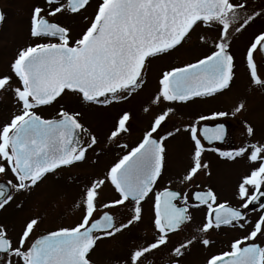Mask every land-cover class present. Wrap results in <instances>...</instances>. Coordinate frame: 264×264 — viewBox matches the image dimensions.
<instances>
[{
    "label": "snow or ice",
    "instance_id": "obj_1",
    "mask_svg": "<svg viewBox=\"0 0 264 264\" xmlns=\"http://www.w3.org/2000/svg\"><path fill=\"white\" fill-rule=\"evenodd\" d=\"M90 2L42 0L34 5L29 17V43L19 48L8 72L0 74V92L10 93L17 107L0 125V174L10 171L13 177L0 181V209L13 200V190L30 191L46 174L85 161L88 151L98 142L96 135L80 122L79 112L60 107L55 116L45 118L38 114V108L53 104L66 93L90 105L110 106L126 100L145 83L149 59L182 45L201 24L217 31L213 50L192 63L164 71L151 104L170 105L216 94L227 89L234 78L235 57L230 43L233 34L264 15V10L248 9L247 0H96L93 13L83 16V26L73 36L72 28L56 18L81 16ZM4 18L0 12V23ZM199 40L207 43L203 35ZM257 54L264 57V31L255 35L243 53L250 84L264 88ZM243 108L241 102L234 111ZM173 111L165 106L135 146L116 159L102 176L83 185L76 203L81 215L74 225L32 239L39 218H30L15 241L6 226L0 225V264H93L90 256L98 241L113 238L143 219V202L149 200L165 166V142L181 132L175 128L160 134ZM130 118L129 111H122L106 138L118 140L129 130ZM246 130L249 136L254 135L250 125ZM184 131L189 133L194 148L190 164L179 179L181 184L190 183L201 170L209 168L202 161L206 149L200 137L209 142L223 140L224 125L198 128L196 123H190ZM122 148L128 149V145ZM219 155L233 160L246 157L258 165L238 182L235 195L241 205L217 202L211 187L193 194L195 204L179 190L165 187L156 191L151 204L152 239L129 249L117 264H152L148 255L166 246L169 235L192 219L189 209L200 206L207 209L204 222L190 239L170 249L175 257L171 264H180L193 242L209 246L206 234L210 230L221 226L244 229L250 223L251 230L246 235L234 239L229 250L207 257L204 264H264V247L254 242L258 234L264 235V215L250 222L241 211L264 197V143L253 142L233 151H220ZM105 185L111 186L116 197L100 202ZM260 208L264 210V203ZM112 209L124 210L123 217L117 220Z\"/></svg>",
    "mask_w": 264,
    "mask_h": 264
},
{
    "label": "rangeland",
    "instance_id": "obj_2",
    "mask_svg": "<svg viewBox=\"0 0 264 264\" xmlns=\"http://www.w3.org/2000/svg\"><path fill=\"white\" fill-rule=\"evenodd\" d=\"M39 3H42V0H0L4 12L8 15V20L0 33V74L8 72L9 64L14 59L19 48L29 43L30 12L32 7ZM95 5L96 0H91L90 5L83 10L81 16H59L56 19L69 25L74 36L83 26V16H90L94 11ZM247 7L248 9L262 11L264 10V0H247ZM261 31H264V15L257 17L239 34H233L230 43L235 57V76L231 87L215 98L217 106L220 107V104H223V108H229L234 103L240 104L243 102L244 108L242 112L239 111L238 115H234V118L231 119L235 123V127L240 130H235L232 133L235 143L240 146L244 139H238V137L244 132L238 121L239 119L248 118L257 126L262 125L264 127V88L250 84L245 61L243 60V53L246 47L254 39L255 35ZM200 35L207 38L206 44L200 42ZM216 37L217 31L215 27L208 28L202 24L198 25L189 39L183 42L182 45L150 60L146 72L148 81L143 84L138 94L133 96L128 102H124L127 103L124 106L121 103L111 104L110 106L90 105L77 96L66 93L57 98V101L53 104L38 108V114L45 118L55 116L60 107H64L70 112H79L80 121L84 126L86 125V128L92 134L96 135L98 142L88 151L85 161L46 175L30 191L19 193L12 191L13 200L0 210V225L6 226L9 237L15 241L25 222L30 218H39V223L32 234V239L46 231H54L62 226L74 225L81 215V209L76 207V203L83 185L91 179L102 176L107 168L111 166L119 153V149H116V142L122 141L125 144L135 141L138 138L137 134L148 126L150 116L157 112V109L163 108L162 104H151L159 87V80H156V78H160L164 71L170 70L172 67L194 61L203 56V54L213 49V41ZM255 58L258 70L264 74V63L261 55L257 54ZM204 105L207 106V104ZM145 107H149V111L145 112ZM212 107L214 105L207 106L205 108L207 110L203 111L212 113L213 110H209ZM16 111L17 107L12 95L8 92H0V125L7 122ZM122 111H129L135 117H132L128 122L129 130L127 132L123 133L115 142L109 141L106 138L107 134ZM143 113H148L147 119ZM87 139L88 137H83V140ZM190 153V146L188 144H180L179 137L170 139L168 149L169 163L166 166L165 173H170L171 177L174 176L171 180V186L189 189L190 186L196 183H202V185L213 184L218 201H237L238 198L235 193L238 182L252 167L258 166L253 163L245 164L243 159L229 163L223 158L217 159L208 154L207 158L203 159V162H207L209 168L203 170V172L201 171L200 175L197 178L195 176L190 183L181 184L179 182L180 174L190 164ZM209 172L210 174H208ZM1 179L4 181L13 179L11 172L9 171L7 175L0 174ZM115 197L116 194L111 186L105 185L100 194V202H107ZM143 209V219L140 222L130 226L126 231L113 238H104L97 242L90 256L93 264H117L118 260H122L127 255L129 249L152 239L154 232L151 222L152 210L150 201L143 202ZM111 211L117 220H120L124 215V210L117 212L112 209ZM257 213L251 212L246 218L253 222ZM191 218L186 227V229L192 230L191 234L179 239H176L178 237L175 235L169 236V243L149 254L147 260L151 261L152 264H164L163 257L165 256H168L169 262L175 259L171 255L170 249L178 243L190 239L191 235L196 234V228H199L198 222L203 220V211L192 212ZM237 228L241 229L234 227V233H229V230L226 231L228 235H232L234 238L246 235L242 233V229L238 230ZM246 229L251 230V223ZM207 236L209 238L213 237L214 233L209 232ZM254 240L260 241L264 247V235L258 234ZM219 242L221 243L222 241L220 240ZM213 249L214 247L210 245L205 247L198 241L193 242L190 248L186 250L180 264H201V261L203 264L206 256Z\"/></svg>",
    "mask_w": 264,
    "mask_h": 264
},
{
    "label": "flooded vegetation",
    "instance_id": "obj_3",
    "mask_svg": "<svg viewBox=\"0 0 264 264\" xmlns=\"http://www.w3.org/2000/svg\"><path fill=\"white\" fill-rule=\"evenodd\" d=\"M0 12H2L4 14V17H5L3 22L0 23V33H1V31L4 29V26H5V24H6L7 20H8V15H7V13L4 12L3 6L1 4H0ZM59 22L62 23V24H66V23H63L62 21H59ZM211 50H213V49H211ZM211 50H209L207 53L203 54V56L206 55V54H209ZM203 56H200L197 59H200ZM152 59H154V58L149 59V61L152 60ZM149 61H148V63H149ZM194 61H189L187 63H192ZM262 62L264 63V59H262ZM187 63H185V64H187ZM185 64H179V66H177V67H182ZM146 72H147V70H146ZM146 72H145V83L148 81V77L146 76L147 75ZM234 76H235V73H234ZM156 80H159V78H156ZM232 83H233V80L231 81L230 86L227 89L221 90L218 93L213 94L211 96L195 97V98H192L188 102H177V103L170 104V105L162 104L163 108L165 106L172 107L174 109V111L169 114V117L167 118V122L164 124L163 128L160 130V134H163L167 130H173L174 131L175 128H180L181 132L178 135H175L172 138H169L165 142L166 143V162H165V166H164L162 175L158 179L157 183L154 185L153 193L151 194V196H150V198L148 200V201H150V207H151L152 201L154 200L155 192L156 191H162L165 187L170 188L171 190H179L182 193H187L189 195V202L193 203V204L196 203L193 200V198H192L194 192L205 190L207 187H211L213 190L215 189V188H213V184L212 185H209V184L202 185V183H196L193 186H190L189 189L180 188V187H174V186H171L172 185V181L171 180H172V178L174 176L171 177L170 173H167V174L165 173L166 166L169 163L168 162V149H169V141H170V139H173L175 137H177V138L179 137L180 144H186V145L188 144L190 146V149H191V153H190V159H191V155H192V152H193L194 145H193V142L190 139L189 133L184 131V126L187 125V124L196 123L198 128H215L218 124L224 125V138H223V140L209 142L207 140H204L203 136L201 135L200 138H201L202 144H204L205 149H206L202 153V161H203V159L207 158L208 154H211L213 157H216L217 159L223 158V159H225V161H227L229 163L234 162L235 160H240V159H243L245 164L249 165V164L252 163V162H249L246 157H238V158H235L233 160V159H228L226 157H221L219 155L220 151H233L235 149H238L239 147L245 146V145L253 143V142L264 143V127H262V125L261 126H257V124L252 123L248 118L247 119H239L238 120L240 122L241 128H242V130L244 132V133H241L239 135L240 137H238V139L243 138L244 140H243V143L241 144V146L237 145V143H235V140H234L235 138H234L232 133L235 130H238V131H240V130L235 127V123L233 121H231V119L234 118V115L235 116L238 115V112H235L234 110L239 104H235L234 103L232 106L229 105L230 106L229 108H223V104H220V107H219V106H217V104L215 102V98L220 96V95H222L225 91H227L231 87ZM139 91H141L140 88L133 95L128 97L126 100H123V101H120V102H114L113 104L121 103V105L124 106V105L127 104V103H124V102H128L133 96L138 94ZM204 102H206V103H204ZM204 104H207L208 107L214 105V107L209 109L210 111L213 110V112L212 113L211 112H204L203 110H207V109H205L207 106H205ZM96 106H99V105H96ZM162 109H160V110L157 109V112H155L153 115L150 116V119L148 120V122L150 123V121L154 118V116L156 114H159V112ZM216 112H224L226 115H224V116H215L214 117L212 114L216 113ZM240 112H242V110ZM147 114H144V115H146L145 116L146 119H147ZM201 116L206 117V119L200 120L199 117H201ZM132 117H135V115L132 114L131 118ZM145 118H143V119H145ZM149 123H148V125H149ZM249 125L254 129V135H252V136H249L247 134L246 128ZM127 126H129V123H128ZM85 127H86V125H85ZM147 127L144 128L141 131V133L139 132L140 133V134L138 133L139 135L137 134L138 138L135 141L133 140L130 143H125V144L128 145V149H123L122 148V145H124V143L122 141L116 142V144H115L116 145V149L117 150L119 149V153H118L117 157L114 159V162L121 155H123L125 151L130 150L131 147L135 146V144L139 142V139L142 138V134L147 129ZM81 139L83 140V137H81ZM213 149H218V151H214ZM120 150H123V151H120ZM63 168L67 169L68 167H63ZM167 169H168V167H167ZM201 171L203 172V170H201ZM184 172H182L180 174V177L183 175ZM200 172L196 175V178L200 175ZM248 173H246V174H248ZM49 174H53V173H49ZM202 174H204V173H202ZM46 175H48V174H46ZM170 181H171V183H170ZM261 190L264 191V187H262ZM259 200H261V199H259ZM217 202H228L229 205H231L233 207H239L241 205V203H242V201H240L239 199L237 201H234V202H230V201H217ZM260 204L255 207V206H252L251 203H249L247 209L241 208V211L244 212L246 216L248 214H250L251 212H258L256 218L254 219V221H255L256 219H258V217L260 215H264V210H261ZM200 211H203V218H202L203 220L198 222L199 227L204 222V219H205V216H206V212H207L206 206L191 207L189 209L190 216H191L192 212H200ZM188 223L189 222H186L185 225H183L180 230L176 231L175 233L170 234L169 236L175 235V236L178 237L176 239H179V238H183L184 236H187V235L191 234L192 230L191 229H186ZM249 225L247 227H249ZM197 229L198 228H196V230ZM226 230H229L228 231L229 233L230 232L234 233V231H235L234 227L221 226L219 229H213V230L209 231V232H213L214 233L213 237L209 238L207 236V234H206V238H209V240L211 241L210 246L214 247V249L212 251H210L211 253L208 256H206V258L209 257L212 254H217V253L229 250L230 243L234 239H237V238L232 237V235H228V232ZM238 230H241V229H238ZM246 230L247 229L244 228L241 231H242L243 234H247L248 231H250V230H247V231ZM245 231H246V233H245ZM47 232L48 231H46L44 233H47ZM44 233H41V234H44ZM179 233H180V235H179ZM41 234H39V235H41ZM192 236L193 235H191V237ZM238 238H241V237H238ZM220 240L222 241L221 243L219 242ZM254 242H257L259 246H262L260 241L254 240ZM163 258H164L163 259L164 264H171V262H169V260H168V256H165ZM201 264H202V261H201Z\"/></svg>",
    "mask_w": 264,
    "mask_h": 264
},
{
    "label": "water",
    "instance_id": "obj_4",
    "mask_svg": "<svg viewBox=\"0 0 264 264\" xmlns=\"http://www.w3.org/2000/svg\"><path fill=\"white\" fill-rule=\"evenodd\" d=\"M252 205H258L256 201L252 202Z\"/></svg>",
    "mask_w": 264,
    "mask_h": 264
}]
</instances>
